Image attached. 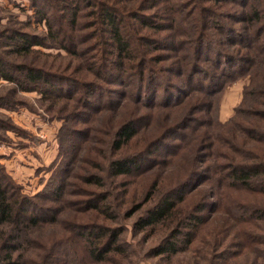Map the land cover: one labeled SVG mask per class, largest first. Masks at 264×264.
I'll use <instances>...</instances> for the list:
<instances>
[{
  "label": "trees",
  "instance_id": "16d2710c",
  "mask_svg": "<svg viewBox=\"0 0 264 264\" xmlns=\"http://www.w3.org/2000/svg\"><path fill=\"white\" fill-rule=\"evenodd\" d=\"M83 1L62 0V3H58L57 0H43L40 5L38 0H32L33 5L39 7V19L47 24L48 34L39 37L30 32L18 31L11 41L19 45L15 46L16 52H24L35 46L47 47L49 39H52L58 48L67 52L72 63L76 58L87 61L85 69L72 66L70 62L57 69L61 71L12 65L13 71L24 72L31 83L45 85L38 89L44 97L54 98L56 102L63 100L58 101L63 102L58 111L67 116L66 123L87 124L86 127L73 128L72 136L89 140L95 132H108V139L94 136L98 138L97 142H108V150L112 149L113 153L107 164L101 167L103 174L90 175L85 182L106 186L105 177L116 179L133 175L136 170H140L142 162L149 158L147 155L153 154L162 145L170 146L165 143V139H179L182 137L181 129L191 128L199 108L193 105L194 98L187 101L189 112L183 120L164 126L161 136H154L146 143L143 141L144 146L141 147L145 138H140L144 136L143 128L148 123L143 121V109L140 107H146L148 103L141 105V101L146 93L147 97H153L152 108L159 106L158 111L149 114L154 120L160 117L161 110L168 111L170 116L186 102L181 97L167 99L170 93L185 92L183 80L188 88H195L191 92L212 88L213 85L220 86L217 75L211 74L204 65L202 52L209 49L208 53L213 52L218 58L215 64L220 65L221 60H224L232 66H240L238 70L250 75L243 100L235 114L226 123L220 124L223 128L218 135L204 136L203 139L208 143L202 149L198 146L197 157L205 161L187 167V175L180 177L176 184L165 187L160 195L157 191L161 187L157 181L147 193L144 203L130 215L142 208L152 196H158L154 204L134 222L136 233L157 225L169 229L162 240L151 247L153 257L177 254L183 241L187 242L188 248L201 230H205L203 225L210 220L223 218L233 221V224L227 223L232 229L244 224L242 231L249 237V244H255L253 249L259 248L264 252V231L260 230L264 227V0H243L237 7L233 0H191V3H187L190 8L188 11L185 1L178 4L175 0H89L88 6L93 9L80 16ZM229 1L234 5H230L232 9L224 12V15L217 7L213 9V3L227 4ZM60 4L61 10L58 7ZM87 16L91 19L86 23L81 22V18ZM210 18L215 19L216 24L212 25L214 22L211 24ZM69 29L89 31L85 35H78L76 40ZM166 32L168 34L160 35ZM186 36L189 40L183 41L181 38ZM90 42L93 43L84 50L82 46ZM228 46L233 49H225ZM162 71L172 78L160 93L158 88ZM199 74L208 75L207 85H202L203 89L193 87L199 86L201 82L197 79ZM5 78L12 81L17 79L8 74ZM133 93L136 105L127 115L128 97L131 98ZM215 93V88L210 89L209 94ZM185 96L189 98L188 90ZM159 98H163V102L158 101ZM200 107L202 109L199 110H210L212 104L204 102ZM135 140V145L140 146L137 148L139 150L135 149L138 152L131 154L124 151L123 148L131 147L133 144L130 143ZM193 140L196 138L191 136L189 142ZM217 151L221 152L218 154H221L223 162L214 165L211 158H217ZM173 155L177 156L175 153ZM165 163L170 166L175 160ZM60 171L66 173L69 170L68 167H62ZM114 182L107 183L109 189L106 191L98 192L94 198L84 201V209L96 210L98 216L109 218L107 208H100L98 202L113 196L111 187ZM214 184L221 186V189H214ZM201 186L205 187L199 189ZM240 189L250 199L234 196V192ZM124 193L127 195L128 190ZM190 195H197L200 201L192 202L191 207H187L191 209L190 212L180 217V205ZM46 196L45 192L34 197L22 194L0 166V264H64L58 257V250H55L63 246L56 240L59 238L53 237L47 243L44 236L47 233L46 224L55 223L58 217L52 215V207L35 203L36 198H48ZM211 197H217L218 201H211ZM206 211L211 212V215L205 216ZM228 230L227 227L219 231L222 243H230V235H221ZM122 231L123 228L97 222L83 225L77 221L73 222L70 230L76 241L78 238L88 239L89 245L85 246V250L87 259L92 260L91 264H99L108 255L122 252L124 245L119 242ZM98 239L101 241L97 243ZM202 241L207 242L205 239ZM258 246H262V249Z\"/></svg>",
  "mask_w": 264,
  "mask_h": 264
},
{
  "label": "rangeland",
  "instance_id": "374dc122",
  "mask_svg": "<svg viewBox=\"0 0 264 264\" xmlns=\"http://www.w3.org/2000/svg\"><path fill=\"white\" fill-rule=\"evenodd\" d=\"M41 1L43 0H38L40 5H42ZM175 1L178 4L185 1L186 7L187 3H191V0ZM241 1L243 0H233L235 5L229 1L227 4L213 3L212 6L213 9L217 7L218 11L223 14L232 9L230 5L237 7L236 5H239ZM57 2L62 3V0H57ZM71 2H74V0H71ZM82 3L80 16L89 13L93 9L88 6L89 0H84ZM33 4L32 0H0V166L15 185L19 187L22 194L34 197L43 192L47 193L46 197L48 198H36L35 203L39 206L52 207L54 212L53 214L50 212V214L58 217V221L55 223L46 224L45 230L47 229V233L44 236L47 238V243L54 237L59 238L56 240L63 244V246L55 249L58 250L59 259L64 264L70 262L72 264H91L90 261L92 260L87 259V251L85 250V246L89 245L88 239L78 238L77 242L74 235L71 234L72 232H70L73 228V222L77 221L82 222L83 225L97 222L107 226L123 228L122 234L119 236L120 244L124 245L122 252H116L112 256L108 255L107 259L99 264H264V252L258 248L261 247L260 249H262V246H258V250L253 249L255 244H249L251 243L249 237L242 231L244 224L232 229L227 223L233 224V221L231 222L228 218L218 219L217 221L210 220L208 224L203 225L205 230H201L191 246L187 248L186 241L180 243L181 250L177 254L153 257L151 247L157 245L169 229L167 230L164 225H157L136 233L134 222L147 208L154 204L158 196H152L142 208L130 215L137 206L144 203L147 193L153 189L157 181L161 187L157 191L160 195L165 187L176 184L181 179L180 177L187 175V167H194L205 161V159L197 157L199 147L202 149V147L207 146L208 141L203 139L204 136L207 134L218 135L223 128L220 124L226 123L235 114L236 109L243 100L244 88L250 83V75L246 71L238 70L240 66H232L224 60H221L220 65L215 64V61L218 60L215 53H208L209 49L203 51L204 65L211 71V74L217 75V81L220 82V86L213 85L214 87H212L216 90L215 94H209L212 88L202 87V85H207L208 75L199 74L197 79L201 82L199 86L193 87H201L200 89L204 88V90L191 92L195 88H188L187 83L183 80L185 92L170 93V97L167 99L181 97L182 99L185 98L186 101L172 115L168 116V111L161 110L158 115L160 117L152 120L149 114L158 111L159 106L155 109L152 108L153 97L151 95L147 97V93L144 94V99H142L144 103L141 101V105L148 103V106H140L143 109V121H148L146 127L143 128L144 136L140 138V140L145 138L140 144L141 147L148 139L159 136L164 126L167 127L176 121L183 120L189 112L186 108L187 101L194 98L193 105L199 108L196 110L195 121L192 122L191 128L181 129L182 137L179 139H165V143L170 144V146L162 145L153 154L147 155L149 158L142 162L140 170H136L133 175L119 176L116 179L105 177L106 186L88 184L85 182L86 177L103 174L101 167L107 164L108 158L113 153L112 149L108 150V142H105V144L97 142L98 138L94 136L100 135L99 138L108 139V132L106 134L102 132L95 134L94 130L92 132L94 133L93 137L89 140L76 135L72 136L73 128L86 127L87 124L66 123L67 116L58 111L61 104H63V102L58 101L63 100L56 102L54 98L44 97L38 89L45 87V85H35L28 81L24 72H15L12 69L13 64H20L24 68L25 66H34L61 71L57 69L71 62L67 52L58 48L52 39H49L47 47L35 46L28 51L16 52L15 46L19 45L11 41L16 32H30L39 37H45L48 34L47 24L39 19V7L37 8ZM58 7L60 9L61 4ZM189 9L187 7V11ZM60 12H58L59 15ZM65 14L66 11L63 12V15ZM81 19V22L86 23L91 18L88 19L87 16ZM209 21H211V24L214 22L212 25L216 24L215 19ZM88 31L76 32L74 29H69V32L71 35L74 34L73 37L75 38L78 35H85ZM164 34H168V32L160 35ZM223 38H226V36H223ZM181 39L183 41L185 39L189 40L187 36ZM92 43L84 44L82 48L86 50ZM225 49L231 50L233 48L228 46ZM173 53H176L175 50ZM8 64L11 66H8ZM86 64V60L82 62L79 58H76L73 63L71 62L72 66H78L79 69L82 67L85 69ZM166 64L170 65L169 63ZM155 65L159 66V63ZM161 73L163 76L159 81L160 87L158 88L160 93L164 91L163 88L166 82L172 78L170 74L163 71ZM6 74L14 75L17 79L7 80L5 78ZM187 90L189 98L185 96ZM134 94L131 98L128 97L127 115L132 112L133 106L136 105ZM158 101L163 102V98H159ZM204 102L212 104L210 110H199L202 109L200 106ZM188 134L196 140L189 142L191 136ZM185 136L186 139L183 140ZM221 142L225 144L223 140ZM135 143L136 140L130 143L133 144L131 147H124V151L131 154L138 152L139 149L137 148L140 146L135 145ZM217 146L218 142H216L215 147L217 148ZM220 149H222V146H220ZM173 153L177 156H174ZM218 153L221 152H216L217 158H211L213 164L215 163L214 165L223 162L221 154ZM239 159L237 158V160ZM172 160H175V163L166 166L165 161L170 162ZM62 167H68L69 171L62 173L60 171ZM112 180L115 181L111 187L114 197L111 196V198L98 202L100 208H107L109 218L98 216L99 213L96 210L84 209L86 203L84 205L83 202L94 198L96 193L109 189L107 183L112 182ZM202 187L205 186H201L199 189H203ZM213 187L216 190L221 189V186L219 187L217 184H214ZM126 190H128L127 195L124 193ZM206 192L209 191H203V193ZM234 196L241 199H250L247 198L248 194L241 189L234 192ZM189 197L187 199L186 196V200L180 205V217L186 216L187 212H190L191 209L188 210L187 207H191L192 202L194 204V202L200 201V199L197 200V195L195 197L190 195ZM210 199L211 201H218L217 197H211ZM204 215H211V212L206 211ZM227 227L229 230L226 233H221V235H230L229 244L222 243V238L219 235V231L222 232ZM260 230L264 231V227ZM202 239L207 242H201ZM100 241L98 239L96 242ZM239 242L242 244L239 245Z\"/></svg>",
  "mask_w": 264,
  "mask_h": 264
}]
</instances>
